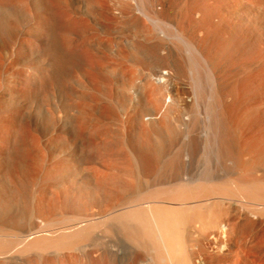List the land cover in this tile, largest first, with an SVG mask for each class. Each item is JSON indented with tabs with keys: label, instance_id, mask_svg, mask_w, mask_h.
<instances>
[{
	"label": "bare ground",
	"instance_id": "6f19581e",
	"mask_svg": "<svg viewBox=\"0 0 264 264\" xmlns=\"http://www.w3.org/2000/svg\"><path fill=\"white\" fill-rule=\"evenodd\" d=\"M258 201L264 0H0V264H264Z\"/></svg>",
	"mask_w": 264,
	"mask_h": 264
},
{
	"label": "rangeland",
	"instance_id": "374dc122",
	"mask_svg": "<svg viewBox=\"0 0 264 264\" xmlns=\"http://www.w3.org/2000/svg\"><path fill=\"white\" fill-rule=\"evenodd\" d=\"M54 158H61L62 160H64L66 158V161L68 159V161L71 162L74 165L75 169H76V173L77 174L74 176V178L72 177V179L70 181H68L69 184L68 183L67 184H68L69 187L67 186V184H66V187H68V188L74 187L72 189H75V187L77 188L78 185L80 186L82 184L81 186H83V188L86 187V188H89V189H94V187H93L94 186V184H93L94 181L91 180V178H87L86 179V177H87L86 175H88L87 173H88V170L90 168L89 166H92L93 164L95 165L94 161L92 160V159H95V158H93L91 155H89L86 149H81V148L80 149H70V148H67L62 141H60L59 143H57L55 145V147H54V145L50 146L47 150H45V152L43 154H39L38 153L36 155V160H39L38 162L41 164V166H43L42 164H45L46 161L47 162L51 161ZM192 169L199 173V172H201L204 169V164H202L201 162H199V163L195 162L193 164V166H192ZM82 179H84V181ZM76 181L79 182V183H76ZM86 181H87V183H85ZM74 184H75V186H74ZM90 184H93V186L90 185ZM52 190H53V188H52V186L50 184H49V186L47 185L45 187L46 194H49V195L52 194V192H53ZM159 193H162V192H159ZM150 194L148 193L147 195H150ZM166 194H162V195L158 194L159 196L161 195V197H162V198H159V200L160 201L163 200L165 202H168V201H166L168 199L171 200L173 195L167 196L168 194L167 195ZM163 195L165 196L164 199H163V197H164ZM147 197H150V196H147ZM166 197H168V198H166ZM169 197H171V198H169ZM213 198H215V197H212V201H213ZM226 198H228V197H226ZM226 198H224L225 202H226ZM260 202L262 203V205H260L261 204ZM260 202H259V208L261 207V209L258 210L259 212L256 210L255 213H256L257 216L255 215L256 217L254 216V217H252L253 219L252 218L251 219H252V222L255 221L254 223H252L253 226H254V229H257V230L260 231V233H262V231H264V212H263L264 211L263 210L264 209V206H263L264 203L262 201H260ZM228 206L226 204L224 207L225 208L227 207L226 209H228ZM220 207L222 208V206H220ZM205 208H206V206H205ZM203 211L207 212L208 209L204 210V208H203ZM261 212H262V214H261ZM100 231L101 232L98 231V233H100L98 235V237H95L97 239L94 238L93 240H91L89 242L87 241V243L84 244L83 246H81L80 248L81 249L82 248H84V249L86 248L87 250H89V249H96V248L103 247V246H107V247L108 246L109 247H112V246L114 247L115 246L113 248L114 250H116L118 248L117 249V253H118L117 257H120V256L121 257H125V256L127 257V255H124V254H127V252H125L126 251L125 248L119 246V243L117 244V238L116 237H114L113 235H109V233L105 234L106 232L104 230H100ZM102 231H104V234L102 233ZM262 234L264 236V232ZM245 236L246 237H244L245 239L242 241L241 246H240V244H236V242H234L233 240L228 241L227 247H226V249L224 251V257H264V253L261 254V252H260V254H259V253H254V251H253V249H254L253 247H255L256 244L261 243L263 245V251L262 252H264V244H263L264 239H262L263 236L261 235L260 239H258L259 241L255 238V236L253 237V235L250 236V234H248V235H245ZM244 241H245V243H244ZM248 242H250V243H248ZM250 246H252V247H250ZM87 247H89V248H87ZM251 248H253V249L251 250ZM84 249H82L81 251H83ZM122 251H123V253H122ZM79 253H78L79 254L78 256L80 257L82 255V252H79ZM81 257H85V256H81Z\"/></svg>",
	"mask_w": 264,
	"mask_h": 264
}]
</instances>
